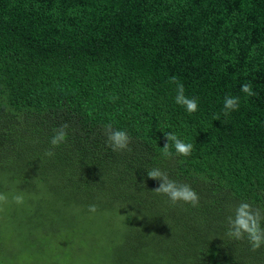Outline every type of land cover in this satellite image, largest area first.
I'll return each mask as SVG.
<instances>
[{
  "label": "trees",
  "instance_id": "trees-1",
  "mask_svg": "<svg viewBox=\"0 0 264 264\" xmlns=\"http://www.w3.org/2000/svg\"><path fill=\"white\" fill-rule=\"evenodd\" d=\"M109 123L131 151L108 146ZM169 132L191 155L164 156ZM152 169L198 206L155 194ZM0 192L3 262L8 241L33 258L42 233H103L104 264H264V244L226 234L242 202L264 217V0H0Z\"/></svg>",
  "mask_w": 264,
  "mask_h": 264
},
{
  "label": "clouds",
  "instance_id": "clouds-1",
  "mask_svg": "<svg viewBox=\"0 0 264 264\" xmlns=\"http://www.w3.org/2000/svg\"><path fill=\"white\" fill-rule=\"evenodd\" d=\"M170 83L177 84V95L175 103L185 108L189 113H195L198 111V101L195 98H188L184 95V87L182 83H179L175 76L170 78ZM241 92L246 96H253L255 93L252 90L250 83L241 85ZM116 97H110V100L114 101ZM239 97L227 96L224 99V115L227 116L231 111L238 110ZM69 125L64 123L57 128L53 129L54 135L50 140V144L53 148L59 147L65 143L68 139L67 129ZM104 132L107 137V144L113 152L131 151L129 144L131 138L125 130L114 129L111 123L104 125ZM167 143L162 148L164 156L168 157L172 155L170 151V144L174 147L175 153L180 156L187 157L191 155L193 145L191 143H185L180 140L174 133L165 134ZM46 156H53L52 150L45 151ZM148 178L159 181L158 186L153 190L157 195L167 196L172 204L178 202H184L191 204L193 207L198 206L199 197L197 193L187 184H178L176 181L169 179L168 175L159 169H152L147 172ZM11 202L16 205L25 204V195L23 191L12 194ZM9 203V193L0 192V211L3 210V205ZM89 212H96V205L88 206ZM264 217L261 216L260 210H253L249 203L242 202L235 208V216L227 217V236L234 240L247 239L251 246L252 251L258 250L262 244H264V228L261 227V221Z\"/></svg>",
  "mask_w": 264,
  "mask_h": 264
},
{
  "label": "rangeland",
  "instance_id": "rangeland-1",
  "mask_svg": "<svg viewBox=\"0 0 264 264\" xmlns=\"http://www.w3.org/2000/svg\"><path fill=\"white\" fill-rule=\"evenodd\" d=\"M4 236L5 233L0 240ZM6 244L1 246L12 257L0 260V264H104L106 259L117 256L106 249L103 233H42L40 250L33 258L32 251L19 252L10 241Z\"/></svg>",
  "mask_w": 264,
  "mask_h": 264
}]
</instances>
